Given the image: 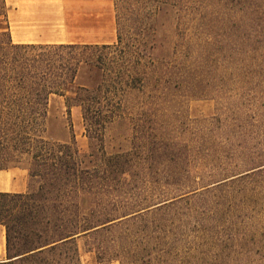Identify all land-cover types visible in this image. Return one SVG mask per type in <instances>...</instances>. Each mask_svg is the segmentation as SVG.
Returning <instances> with one entry per match:
<instances>
[{"label": "rangeland", "instance_id": "obj_1", "mask_svg": "<svg viewBox=\"0 0 264 264\" xmlns=\"http://www.w3.org/2000/svg\"><path fill=\"white\" fill-rule=\"evenodd\" d=\"M163 1L145 7L141 53L154 65L141 92L123 95L121 117L89 139L80 109L52 96L44 136L73 138L92 165L125 156L123 174L107 176L147 206L141 230L164 264H264V0ZM78 247L81 264H100Z\"/></svg>", "mask_w": 264, "mask_h": 264}, {"label": "trees", "instance_id": "obj_2", "mask_svg": "<svg viewBox=\"0 0 264 264\" xmlns=\"http://www.w3.org/2000/svg\"><path fill=\"white\" fill-rule=\"evenodd\" d=\"M192 1L175 0L186 10ZM163 2L114 0L115 44L31 45L13 44L0 0V170L22 167L29 179L25 194L0 192V264H81L79 243L100 264H164L154 236L141 230L147 206L123 191L131 182L107 176L123 174L125 156L101 154L92 165L73 138L44 136L52 96L64 97L67 113L80 109L89 139L121 117L123 95L141 92L154 65L141 53L145 7Z\"/></svg>", "mask_w": 264, "mask_h": 264}, {"label": "crops", "instance_id": "obj_3", "mask_svg": "<svg viewBox=\"0 0 264 264\" xmlns=\"http://www.w3.org/2000/svg\"><path fill=\"white\" fill-rule=\"evenodd\" d=\"M13 44L110 45L104 40V4L109 0H4ZM110 21V17H109ZM28 172L0 170L1 194H25ZM5 230L0 226V260H5Z\"/></svg>", "mask_w": 264, "mask_h": 264}]
</instances>
